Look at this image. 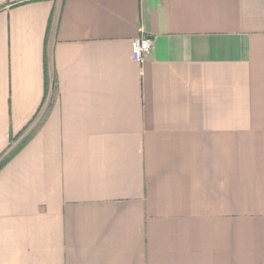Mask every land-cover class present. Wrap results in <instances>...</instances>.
<instances>
[{
  "label": "crops",
  "instance_id": "obj_1",
  "mask_svg": "<svg viewBox=\"0 0 264 264\" xmlns=\"http://www.w3.org/2000/svg\"><path fill=\"white\" fill-rule=\"evenodd\" d=\"M23 141L0 264H264V0H0Z\"/></svg>",
  "mask_w": 264,
  "mask_h": 264
},
{
  "label": "built area",
  "instance_id": "obj_2",
  "mask_svg": "<svg viewBox=\"0 0 264 264\" xmlns=\"http://www.w3.org/2000/svg\"><path fill=\"white\" fill-rule=\"evenodd\" d=\"M150 50V41L147 39H136L132 42V57L136 62H141L149 55Z\"/></svg>",
  "mask_w": 264,
  "mask_h": 264
},
{
  "label": "trees",
  "instance_id": "obj_3",
  "mask_svg": "<svg viewBox=\"0 0 264 264\" xmlns=\"http://www.w3.org/2000/svg\"><path fill=\"white\" fill-rule=\"evenodd\" d=\"M24 143L25 141L21 142L17 147L12 149L6 155L0 157V169L23 147Z\"/></svg>",
  "mask_w": 264,
  "mask_h": 264
},
{
  "label": "rangeland",
  "instance_id": "obj_4",
  "mask_svg": "<svg viewBox=\"0 0 264 264\" xmlns=\"http://www.w3.org/2000/svg\"><path fill=\"white\" fill-rule=\"evenodd\" d=\"M55 98V94H54V92L52 91V89H51V91H50V95H49V102H50V100L51 99H54Z\"/></svg>",
  "mask_w": 264,
  "mask_h": 264
}]
</instances>
